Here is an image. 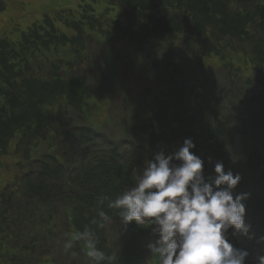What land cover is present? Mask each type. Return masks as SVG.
<instances>
[{
	"label": "trees",
	"instance_id": "trees-1",
	"mask_svg": "<svg viewBox=\"0 0 264 264\" xmlns=\"http://www.w3.org/2000/svg\"><path fill=\"white\" fill-rule=\"evenodd\" d=\"M233 1L236 5L233 9L228 6L227 0H117V4L121 11L127 13L136 31L142 32L146 24L149 33L155 35L154 39L161 44L178 40L181 36L197 41L195 58L198 64L209 57L224 59L226 56L228 74H233V70L237 74L239 67L234 69L229 54H225L224 38L240 44L247 43V52L235 47H231L230 52L240 55L241 60L236 62L238 65H249V70L256 73L243 75L242 84L235 78L236 86H231L228 91L231 111H219L218 99H213L207 106H200L198 101L189 105L176 103L180 98V83L171 81L180 78L181 67L173 66L169 82L159 79L162 84L170 86L171 94L164 97L157 91H147V94L146 90L153 86L146 87V97L151 99L155 96L156 107L147 119H136L132 129L146 136L150 147H163L165 151L181 147L183 141L190 138L195 145L192 149L194 154L201 153L206 180L214 176L217 162L223 164L225 172L231 171L240 176L232 194L234 198L247 194V199L243 201L246 209L244 219L250 230L248 236L234 234L232 229L226 235L228 239H236L233 243L235 248L248 252L245 264H250L257 248L264 246V241L260 239L264 237V0ZM161 6L171 7L174 13L168 18L154 16ZM87 10L90 14L82 15L78 21H59L72 32L70 35L60 33L55 22L45 16L44 26L34 24L21 33L18 43L13 44L7 38L0 39V157L6 156L11 143L15 142L13 153L21 155L30 167L21 180L23 197L28 206L18 205L15 208L10 204L3 211L7 215L15 209L16 212L9 219L5 217V221L8 220L6 223L17 238V230L21 232V229L29 230L27 234L32 237L18 248L19 256L10 261L20 260L25 252L31 251L34 238L39 237L35 218L32 221V216H28L33 210V201L42 206L70 202L75 208V232L86 226L95 229L96 199L99 196L114 199L133 185L138 169L150 161L145 146L139 149L131 142L127 143V151L123 150L119 157V150L109 140L111 137L85 124L90 102H95L94 86L90 85L86 74L75 70L83 63L81 58H85L92 40L85 33V26L90 31L107 32L111 36L109 45L114 53L113 42L117 40L113 36L115 33L104 29L103 22L95 17L92 9ZM111 26L116 33L121 32L117 21L115 26ZM127 39L128 48L146 58L149 50L155 49L152 44L149 45L145 35ZM65 46L71 48L73 58L70 61L59 59L51 63L45 60L29 64V59L42 51L49 53L52 50L59 57V49ZM151 64L155 70L160 68L157 61ZM66 66L73 72L71 76L62 74ZM192 96L196 100L202 97L201 93L194 92ZM55 108L65 110V117L69 113L76 115L77 120L72 121L74 126L71 125L75 144L62 153L56 146L50 149L54 150L53 153L48 150L34 154L40 142H45L50 133ZM41 148L43 150L44 146ZM69 149L77 154L73 157L75 166L70 159H65L68 163H62L60 159ZM3 198L1 193L0 203H9ZM116 220L112 218V221ZM130 225L131 232L119 247H115V252L107 246L108 224L96 230L97 246L111 257V264H143L145 261L143 235L150 233L134 223ZM61 233L59 239L64 238L65 234Z\"/></svg>",
	"mask_w": 264,
	"mask_h": 264
},
{
	"label": "rangeland",
	"instance_id": "rangeland-1",
	"mask_svg": "<svg viewBox=\"0 0 264 264\" xmlns=\"http://www.w3.org/2000/svg\"><path fill=\"white\" fill-rule=\"evenodd\" d=\"M7 2L6 12L0 15V38H7L13 44L18 43L21 33L27 31L34 24L44 26L43 18L46 16L55 22V27L60 33L72 34L65 28L62 21H78L82 19V15H89L87 9H92L95 17L99 18L104 24V29L109 33H115L113 36L117 40L113 42L114 52L109 45L110 35L107 32H99V30L90 31L85 26V33L91 36V42L88 45V51L85 58L82 57L83 63L76 67V72L86 74L90 85L94 86V103L91 104L89 114L86 116V124L94 126L96 129L107 130L112 138L119 135H128L136 142H143L144 146L150 149L152 158L160 151L165 154H171L180 147L165 151L163 147L152 148L148 145L146 138L142 134H137L131 128V122L135 118H144L148 116L156 107V97L148 99L143 92L146 87L153 88L146 90V93L158 92L163 97L171 94V88L162 84L160 80L170 81V71L173 66H180V78L171 81L172 83H180V98L177 101L182 105L193 104L198 101L200 106H207L213 99L219 100V111L226 109L232 110L230 105L228 91L231 86H236V79L242 84L243 75L250 76L251 71L249 65H238L236 62L241 60L240 55L229 54L230 62L234 64L238 70L237 74L233 70V74H228L226 61L227 57L220 59L218 57H209L201 64L195 58L197 41L189 37L181 36L178 40H168L161 44L160 41L154 39L156 36L149 33V27L144 26L142 32L136 31L130 21L128 15L122 9H119L117 0H5ZM114 1L116 3L114 4ZM230 8H235L233 0H227ZM86 9H83V8ZM87 10V11H86ZM170 11L161 10V17L170 15ZM158 16V14H157ZM116 21L121 32H115L112 24L115 26ZM103 29V28H102ZM108 35V36H107ZM142 35L148 38L149 45L152 44L155 49L149 50L148 58L134 53L129 46L127 38L138 39ZM230 47H236L237 43L228 44ZM240 47L247 49L242 44ZM71 48L65 46L59 49V57L52 50L49 53L41 52L29 59V64L35 62L42 63L45 60L55 62L62 59L63 62L71 60ZM232 55V56H231ZM73 58V57H72ZM80 59V60H81ZM157 61L160 68L155 70L152 62ZM35 73V72H33ZM39 74V73H38ZM62 74L72 75L73 72L66 66L62 69ZM234 77L232 80L231 76ZM46 78V75H45ZM236 78V79H235ZM234 81V82H233ZM154 83V85H153ZM192 92L201 93V99L196 100L192 96ZM251 90L247 93L250 94ZM176 99V98H175ZM2 99L0 100L1 104ZM65 110L59 108L54 109L52 128L45 142L39 145L34 154H41L45 151H54L51 146L54 144L62 146L66 138V130L64 126H71L72 121L77 120L75 115H64ZM222 114V113H220ZM219 117L223 118L221 115ZM74 126V125H73ZM72 126V127H73ZM41 146H44L42 150ZM239 147V146H238ZM246 148L248 145L245 146ZM16 143L12 142L7 155L0 157V194L4 195L3 201L8 199L9 203L3 205L0 203V264H17L9 261V256L13 253V248L18 243V238L10 231L8 220L12 213L16 212L12 209L8 214H4V209L10 204L16 208L18 205L28 206L23 197V183L21 179L28 172L29 162L23 161L21 155L14 154ZM244 150V148H243ZM194 153V152H193ZM201 154V153H199ZM196 154L201 157V155ZM36 156V155H35ZM70 213V212H69ZM65 211L57 204H52V208L39 207L36 211L39 230H43V234L39 240L46 239L51 241L53 237L48 236V228L64 229ZM41 221H44L42 225ZM15 222L20 224L19 220ZM48 228H47V227ZM21 233L25 235L23 239H27L28 235L25 229H21ZM117 229L111 228L108 233V240L111 239L112 245H118L121 242L116 237ZM154 240H152L153 242ZM46 244H35L32 252L33 257H38ZM110 245V244H109ZM150 251V250H149Z\"/></svg>",
	"mask_w": 264,
	"mask_h": 264
},
{
	"label": "clouds",
	"instance_id": "clouds-1",
	"mask_svg": "<svg viewBox=\"0 0 264 264\" xmlns=\"http://www.w3.org/2000/svg\"><path fill=\"white\" fill-rule=\"evenodd\" d=\"M194 147L188 138L171 154L156 153L138 169L131 187L114 199L99 196L95 229L76 231L64 248L82 243L90 264H111V257L97 246L96 230L115 217L122 227L134 223L155 237L147 247L157 264H245L248 252L235 248L226 235L229 229L249 234L243 203L247 194H232L241 178L217 162L214 176L206 180L204 162ZM256 264H264V255Z\"/></svg>",
	"mask_w": 264,
	"mask_h": 264
},
{
	"label": "water",
	"instance_id": "water-1",
	"mask_svg": "<svg viewBox=\"0 0 264 264\" xmlns=\"http://www.w3.org/2000/svg\"><path fill=\"white\" fill-rule=\"evenodd\" d=\"M1 7H2V3H1V1H0V11H1Z\"/></svg>",
	"mask_w": 264,
	"mask_h": 264
}]
</instances>
